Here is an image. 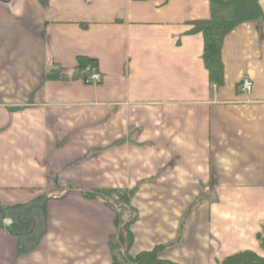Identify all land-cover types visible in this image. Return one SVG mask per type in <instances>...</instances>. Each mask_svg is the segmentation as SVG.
I'll use <instances>...</instances> for the list:
<instances>
[{"label": "crops", "instance_id": "crops-1", "mask_svg": "<svg viewBox=\"0 0 264 264\" xmlns=\"http://www.w3.org/2000/svg\"><path fill=\"white\" fill-rule=\"evenodd\" d=\"M259 4L262 17L225 38L217 86L192 32L210 0H0V264H111L118 211L94 193L136 194L135 255L264 257ZM81 59L100 84L75 77Z\"/></svg>", "mask_w": 264, "mask_h": 264}, {"label": "trees", "instance_id": "trees-1", "mask_svg": "<svg viewBox=\"0 0 264 264\" xmlns=\"http://www.w3.org/2000/svg\"><path fill=\"white\" fill-rule=\"evenodd\" d=\"M259 1L260 0H210V19L192 23L194 26L192 32L201 33L204 37V62L213 84L221 86L224 83L222 48L225 38L238 26L262 17ZM41 2L46 5L48 0H41ZM95 64L96 62L93 60L81 59L80 69L77 71L75 77L80 75L86 67L94 66ZM63 77L64 75L57 70H51L46 74V79H59ZM90 196L97 197L101 196V194L97 195L94 193ZM127 198L128 197H124L120 203H128ZM105 203L109 205L108 202ZM126 208L127 207H121L120 210L114 208L118 211L116 215V224L120 234V242L121 240L123 241V236L121 235L122 225H124V227L129 225L128 228H131V224L136 221L135 217L132 222H124ZM23 222L24 221L22 220V228H28V231L31 230L33 221L31 220V222L29 221L26 223ZM12 230L15 232L14 227ZM132 242L133 241L131 240L130 246L126 248V253L113 255L111 264H176L162 260L158 257V254L164 249L163 246L156 247L152 251L142 252L134 257H129L130 255H128V253ZM122 243H124V241ZM119 245L121 244L117 245L118 248ZM220 264H264V257H261L252 251H242L227 257Z\"/></svg>", "mask_w": 264, "mask_h": 264}, {"label": "rangeland", "instance_id": "rangeland-1", "mask_svg": "<svg viewBox=\"0 0 264 264\" xmlns=\"http://www.w3.org/2000/svg\"><path fill=\"white\" fill-rule=\"evenodd\" d=\"M135 193H132V194H127V195H125L124 197H128L127 198V200H128V203L127 202H125V204L124 203H120L119 201L118 202H115L114 201V195H101V196H97L96 197V200H98V201H102V202H108V204H109V206H111L112 208H116L117 210L119 209H121V207L122 208H125V207H127L125 210V216H124V222L125 223H127V222H132L133 221V219L136 217V220H137V213H138V210L136 209V208H133V206H132V204H131V202H132V198H134L135 197ZM216 195H209V194H203V195H201L199 198H198V201L197 202H202V201H204V200H206L207 198H209V199H211V198H213V197H215ZM250 195H244V196H242L241 198V201H246L247 200V198L249 197ZM131 200V201H130ZM253 201H255L256 200V197H254L253 199H252ZM126 201V200H125ZM118 203H120V204H118ZM128 205V206H127ZM125 206V207H124ZM191 213V208H190V211H189V214ZM189 214H188V216H189ZM136 222V221H135ZM182 222H183V224H185V220L183 221L182 220ZM124 223V224H125ZM135 223H133V224H131V225H134ZM182 224V225H183ZM184 226V225H183ZM129 227V225L127 226V227H124V225H122V227H121V229H122V232H121V235L123 236V241H124V243H122L123 241L121 240V242H119V244H121V245H119L120 247L118 248H116L115 250V255H119V254H124V253H126V251H127V249L126 248H128L129 246H130V243H131V240L133 241V237H132V233L130 232L131 231V228H128ZM132 227V226H131ZM130 232V233H129ZM129 233V234H128ZM260 237H263L262 238V240L260 241V245H261V247L264 249V235L262 234V236H260ZM118 242V241H117ZM123 244V245H122ZM132 246V245H131ZM160 246H163L164 248H165V245H160ZM166 246H168V245H166ZM157 247H159V246H157ZM156 248V247H155ZM130 249H131V247H130ZM130 249H129V253H128V255H130L129 257H131V256H136L134 253H135V251L133 250V252L131 251V253H130ZM146 252V251H145ZM142 253V252H141ZM140 254V253H139ZM138 255V254H137ZM123 256V255H122ZM133 256V257H134ZM121 257V256H120ZM121 259H122V257H121Z\"/></svg>", "mask_w": 264, "mask_h": 264}, {"label": "built area", "instance_id": "built-area-1", "mask_svg": "<svg viewBox=\"0 0 264 264\" xmlns=\"http://www.w3.org/2000/svg\"><path fill=\"white\" fill-rule=\"evenodd\" d=\"M77 79L88 85H98L102 82V74L96 66L86 67ZM253 90V82L250 79H244L241 85V91L245 95H250ZM11 221H5L6 226H10Z\"/></svg>", "mask_w": 264, "mask_h": 264}, {"label": "water", "instance_id": "water-1", "mask_svg": "<svg viewBox=\"0 0 264 264\" xmlns=\"http://www.w3.org/2000/svg\"><path fill=\"white\" fill-rule=\"evenodd\" d=\"M6 1V0H5Z\"/></svg>", "mask_w": 264, "mask_h": 264}]
</instances>
